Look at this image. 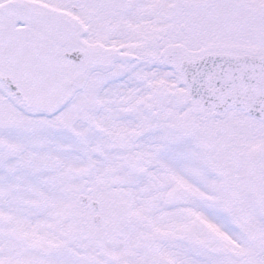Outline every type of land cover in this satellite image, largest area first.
I'll list each match as a JSON object with an SVG mask.
<instances>
[{
	"label": "snow or ice",
	"instance_id": "1",
	"mask_svg": "<svg viewBox=\"0 0 264 264\" xmlns=\"http://www.w3.org/2000/svg\"><path fill=\"white\" fill-rule=\"evenodd\" d=\"M0 264H264V0H0Z\"/></svg>",
	"mask_w": 264,
	"mask_h": 264
}]
</instances>
